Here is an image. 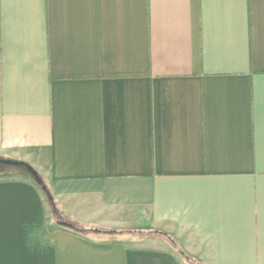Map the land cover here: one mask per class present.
<instances>
[{"label": "crops", "instance_id": "0c3cea01", "mask_svg": "<svg viewBox=\"0 0 264 264\" xmlns=\"http://www.w3.org/2000/svg\"><path fill=\"white\" fill-rule=\"evenodd\" d=\"M0 158L174 240L5 170L0 264H264V0H0Z\"/></svg>", "mask_w": 264, "mask_h": 264}, {"label": "trees", "instance_id": "16d2710c", "mask_svg": "<svg viewBox=\"0 0 264 264\" xmlns=\"http://www.w3.org/2000/svg\"><path fill=\"white\" fill-rule=\"evenodd\" d=\"M6 166H12V165L0 164V168L1 167H6ZM16 167L21 168V169H17L16 170L17 172H24V173H26V174H28L30 176V174L26 171V169L23 166H16ZM5 170L6 169L0 170V173L4 172ZM32 181L34 182V179H32ZM42 183L45 185V191H42V190L41 191L45 195L46 200L51 205V209H52L51 219L54 222H56L59 226L64 227V228H67V229H70V230L75 231V232H80V233H82V232H88V231H91V232H94V233H98V234L103 233V234H106V235H114V234H120V233H122V231H120V230H112V229L111 230H104V229H97L96 228V229H91V230H85L83 228H79L78 226H76V225H74L72 223L63 221L61 219V214H60L59 210L57 209V207H56V205L54 203V200L52 198V195H51L48 187L46 186V184H45V182L43 180H42ZM34 184H36V183L34 182ZM38 187L41 188L40 186H38ZM138 232H145V233H147V232L148 233H151L152 232V233H155L156 236H160L162 238L167 239L169 242L174 243V240L170 236H168L166 233L161 232V231H156V230H152L151 231V230H149V231H138ZM184 257L188 258V256L185 255V254H184Z\"/></svg>", "mask_w": 264, "mask_h": 264}, {"label": "rangeland", "instance_id": "374dc122", "mask_svg": "<svg viewBox=\"0 0 264 264\" xmlns=\"http://www.w3.org/2000/svg\"><path fill=\"white\" fill-rule=\"evenodd\" d=\"M4 169H6V170H13V171H16L17 169H21V168H19V167H16V166H6V167H1L0 168V170H4ZM12 171V172H13ZM28 177H30L31 178V176H29V175H27ZM33 178H31V180H32ZM35 182V181H34ZM39 186V185H38ZM39 188V187H38ZM40 190H41V188H39ZM43 193V192H42ZM44 195V194H43ZM44 197H45V195H44ZM46 199V198H45ZM138 231H141V230H123L122 231V233H120V234H128V236L129 237H134V238H136V239H134L135 240V242H137V243H140L138 240L139 239H143V237H148V236H151L152 238L154 237H156V234L155 233H145V232H138ZM148 231V230H147ZM92 234V233H91ZM96 235L97 236H105V237H107L108 235H106V234H103V233H100V234H98V233H96ZM158 238V237H157ZM190 260V259H189ZM189 264H196L195 263V261H193V260H190V262H189Z\"/></svg>", "mask_w": 264, "mask_h": 264}, {"label": "water", "instance_id": "95a60500", "mask_svg": "<svg viewBox=\"0 0 264 264\" xmlns=\"http://www.w3.org/2000/svg\"><path fill=\"white\" fill-rule=\"evenodd\" d=\"M0 164L23 166L26 169V171L30 174V176L34 179L35 183L41 187V190L45 191V185L42 183V179L39 177L37 172L30 165L21 161L7 160L1 158H0Z\"/></svg>", "mask_w": 264, "mask_h": 264}]
</instances>
